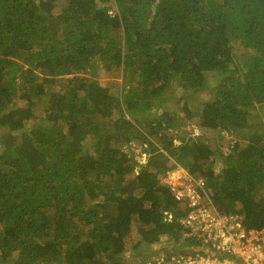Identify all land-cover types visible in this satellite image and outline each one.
<instances>
[{
    "label": "trees",
    "instance_id": "1",
    "mask_svg": "<svg viewBox=\"0 0 264 264\" xmlns=\"http://www.w3.org/2000/svg\"><path fill=\"white\" fill-rule=\"evenodd\" d=\"M259 110L264 0H0V264L193 250L162 181L177 165L263 227ZM188 119L198 138L169 134ZM215 134L234 136L229 151ZM133 141L145 163L123 148Z\"/></svg>",
    "mask_w": 264,
    "mask_h": 264
},
{
    "label": "built area",
    "instance_id": "2",
    "mask_svg": "<svg viewBox=\"0 0 264 264\" xmlns=\"http://www.w3.org/2000/svg\"><path fill=\"white\" fill-rule=\"evenodd\" d=\"M163 183L184 209L182 237L197 244L191 250L188 243L186 253L141 254L145 264H264V226L247 228L239 214L221 211L206 181L181 165L168 170ZM173 218L165 212L166 221Z\"/></svg>",
    "mask_w": 264,
    "mask_h": 264
},
{
    "label": "rangeland",
    "instance_id": "3",
    "mask_svg": "<svg viewBox=\"0 0 264 264\" xmlns=\"http://www.w3.org/2000/svg\"><path fill=\"white\" fill-rule=\"evenodd\" d=\"M104 74V75H103ZM99 76V78L101 80H105V78L109 79V78H113V77H116L117 79H120V75L119 73L117 72H113V73H110V74H107V73H103ZM108 76V77H107ZM105 77V78H104ZM214 83V81H213ZM178 94H180L178 92ZM180 96V95H179ZM194 98L192 99H189V107L192 109V110H198L199 109V103H201L203 101V98H205V94L203 93H198L197 95H194L193 96ZM171 103H173V106L177 109H179V116L181 118H185V114L186 112L184 110L181 109V102L179 101H171ZM172 105V104H171ZM260 113V118H264V110H259L258 111ZM149 117L150 116H153L151 112H149L147 114ZM198 119H188L187 121V124L186 125H178L175 129L173 130H169V134L173 135L175 138H177L179 135L180 136H183V137H195V138H198L199 137V128H198ZM215 136L217 137V139H215L216 142L221 143V149L222 151L224 152H227L230 150V148L232 147L233 143H234V136L233 135H230V134H225V135H221V134H215L213 138H215ZM175 141L178 143V139H175ZM127 152H130L132 154H137V155H141L140 157V160L145 163L148 159V156H147V153H143L144 150L142 148V146L137 142V141H133L132 145L130 147H128V145H125L123 147ZM215 158V157H213ZM218 159V156L216 158V160ZM221 163L220 160H217V167H221ZM163 181V179H162ZM169 243L167 242V238H164L162 240V242L160 244H158V249L159 248H163L164 246H167ZM145 259H142L139 256H132V254L130 253H127L126 255V262L129 263V262H136L137 264H142L144 262Z\"/></svg>",
    "mask_w": 264,
    "mask_h": 264
}]
</instances>
